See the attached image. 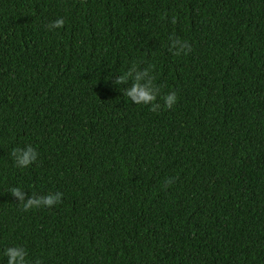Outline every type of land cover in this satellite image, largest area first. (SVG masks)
<instances>
[{
	"label": "trees",
	"instance_id": "16d2710c",
	"mask_svg": "<svg viewBox=\"0 0 264 264\" xmlns=\"http://www.w3.org/2000/svg\"><path fill=\"white\" fill-rule=\"evenodd\" d=\"M145 71L156 112L125 95ZM14 187L62 201L24 211ZM8 247L28 264H264V0H0V264Z\"/></svg>",
	"mask_w": 264,
	"mask_h": 264
},
{
	"label": "clouds",
	"instance_id": "9594fccd",
	"mask_svg": "<svg viewBox=\"0 0 264 264\" xmlns=\"http://www.w3.org/2000/svg\"><path fill=\"white\" fill-rule=\"evenodd\" d=\"M167 14H165L166 17ZM176 20L173 18V23ZM65 24L64 18L56 19L52 24L47 25L51 30L53 28H62ZM171 47L175 49V54L180 55L181 53L187 54L191 51V46L187 41L180 40L178 38H170ZM147 75V71L144 73H137L134 76V83L132 86L126 90L125 95L135 104L151 105V111L156 112L160 108L156 104L158 99L156 92L151 86L153 81H149L148 84H144L141 81L143 77ZM132 77V71L125 72L119 79L116 81L117 84H125L128 82L129 78ZM164 106L168 109H171L178 100L176 92H172L163 97ZM11 156L14 158L15 165L19 168H27L33 164L37 158V151L31 146L28 145L26 148H13ZM174 183V180L169 181L167 186H170ZM166 186V187H167ZM14 196L19 198L21 205L23 206L24 211H28L33 208H39L41 206L51 207L58 202L62 201L63 193L56 192L55 195H48L46 197L36 198L35 196L32 199H29L25 202L24 193L19 187H14L10 190ZM4 255L8 258L7 264H28V255L23 247H8L4 250Z\"/></svg>",
	"mask_w": 264,
	"mask_h": 264
}]
</instances>
